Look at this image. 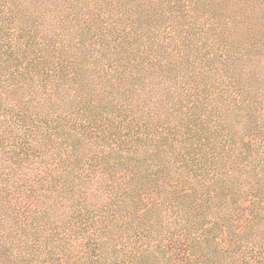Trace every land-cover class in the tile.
I'll use <instances>...</instances> for the list:
<instances>
[{
  "label": "trees",
  "instance_id": "1",
  "mask_svg": "<svg viewBox=\"0 0 264 264\" xmlns=\"http://www.w3.org/2000/svg\"><path fill=\"white\" fill-rule=\"evenodd\" d=\"M0 264H264V0H0Z\"/></svg>",
  "mask_w": 264,
  "mask_h": 264
}]
</instances>
